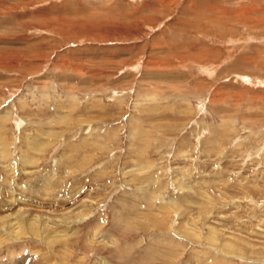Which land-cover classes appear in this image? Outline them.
<instances>
[{"label": "rangeland", "instance_id": "374dc122", "mask_svg": "<svg viewBox=\"0 0 264 264\" xmlns=\"http://www.w3.org/2000/svg\"><path fill=\"white\" fill-rule=\"evenodd\" d=\"M0 264H264V0H0Z\"/></svg>", "mask_w": 264, "mask_h": 264}]
</instances>
